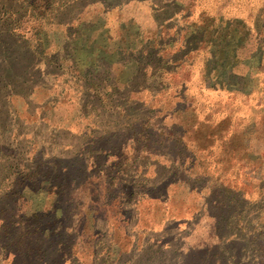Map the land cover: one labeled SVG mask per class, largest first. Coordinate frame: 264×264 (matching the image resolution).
<instances>
[{"label": "rangeland", "instance_id": "1", "mask_svg": "<svg viewBox=\"0 0 264 264\" xmlns=\"http://www.w3.org/2000/svg\"><path fill=\"white\" fill-rule=\"evenodd\" d=\"M44 1L51 12L60 5L68 7L47 28L46 56L62 55L70 32L83 21L96 23L86 32L93 45L114 47L124 35L132 50L123 52L108 75L118 82L120 91L126 87L129 99L143 109V129L150 124L158 134L156 143L148 142L155 154H144V135L130 136L133 130L129 132L128 126L137 120L136 114L110 108V90L98 88L97 102L99 96L84 95L85 82L76 80L74 74L41 62L40 72L47 73L42 81L48 88L34 87L28 94L29 85L22 84V77L28 78L29 68L15 67L21 77L13 88L24 89L28 100L6 95L9 91L0 84V264L13 263L15 243L22 239L30 243L27 225L56 227L64 241L60 264H140L141 258L150 256V242L166 249L162 259L154 253V263L171 264V258L190 250L187 242L207 240L203 247L214 243V220L208 214V210L215 211L211 207L214 198L228 217L227 234L244 235L245 218L253 235L264 232V0ZM1 6L16 9L18 4L0 0ZM40 14L41 10H35L16 24L15 36L22 46L42 49L36 32ZM201 18L213 27L220 20L231 21L222 35H226L227 47L234 49L223 54L221 66L235 64L220 76H211L231 90L205 84L209 51L219 43L215 38L204 45L203 33L191 32ZM161 23L163 27L157 29L155 24ZM239 35H243L242 42L236 45ZM145 38L151 39L146 50L141 47ZM15 56L22 63L18 51ZM176 57L179 61L161 67L157 79L150 77L152 64ZM134 61L144 65L145 76L137 71L129 78L132 69L127 67L134 66ZM6 70L0 63V77ZM228 72L241 79L236 81ZM84 96L88 98L80 102ZM116 98L114 105V100L122 103ZM81 103H87L84 110ZM96 104L103 108L100 115L91 108ZM90 144L95 165L83 170L79 155ZM35 157L46 160L42 181L58 175L52 165H59L63 191L57 197L44 190L22 196V190L12 189L18 177L15 171L28 174ZM16 162L15 170L11 166ZM167 182L165 203L153 201L166 195L159 188ZM167 215L176 217L177 225L174 221L167 232L153 233L151 229ZM190 217L204 224L186 242L192 228L186 225ZM240 244H229L236 255ZM170 246L173 251L168 253ZM17 264H28V258L20 256Z\"/></svg>", "mask_w": 264, "mask_h": 264}, {"label": "trees", "instance_id": "2", "mask_svg": "<svg viewBox=\"0 0 264 264\" xmlns=\"http://www.w3.org/2000/svg\"><path fill=\"white\" fill-rule=\"evenodd\" d=\"M19 1L20 0H16L18 4L16 9H14L13 7H8V9H6V6L0 7V63H4L7 67L6 73L2 74L0 77V84H4V86L2 87L3 90L7 89L9 91L4 93H6V95H15L18 97H22L24 100H28L27 94L23 93L24 89H22L21 91L18 90L17 92V90L13 88V85L16 82V78L21 77L18 75V71L15 69V67H17L18 69H22L25 68V66H28L29 68L28 78L26 77V79L25 77H22V84H26L27 86L29 85L27 88L28 94L33 91L34 87L38 89L48 88V86L42 81L43 75H46L47 73L43 74L42 71L40 72L39 65L41 62L44 65H47V67H57L58 70L61 69L70 74H74L76 80L85 82L82 85V92H84V95L88 93L87 95H90L94 98L96 97V99L99 96L97 102H100V89L98 88L101 87L102 89L110 90V108L113 109V107L115 106L117 107V109L122 108L125 113L133 111L134 114H136L137 120H135L133 123H130V125L128 126L129 132L133 130L130 136L132 137L134 136V134L144 135L145 140H147V143L144 144V154L148 156L155 154V152L151 148H149L150 144L148 142L150 141V143H156V140H154V138H157L158 134H155L153 132V129H150V124L147 125L145 129H143V109L139 107L138 103L129 99V94L126 90V87L124 90L120 91L118 86L116 85V83L118 82L115 81L114 83L113 81H111V78L108 75L109 73H111V67L122 60L123 54L132 50L129 49V46L125 43L126 38L124 37V35L121 36L120 40H118V42L116 43L117 45L114 47L103 46L99 42L93 45V41H90V36L86 35V32L91 29L96 23L94 22L93 24L92 22L89 23L87 21H83L79 24L78 28L74 29L73 32H70L66 44L63 45L61 49L63 54H53L49 57L43 53L45 52L44 50H46L48 46H50L47 28L48 26L53 25V21L55 22V19L58 20L59 16L67 11L68 7L65 5H62V7L60 5V7L58 6L56 10L51 12V9L49 10L48 4L45 3L44 0H23L21 2ZM2 10H5V13H2ZM35 10H41L40 15H42L38 20L41 21L38 22L40 24V28L38 30L36 29L37 34H39L40 36V44L42 45V49H31L27 44H24V46H22L18 37L15 36V33L17 32L16 24L19 22V20H21L23 17L30 18L28 16H33ZM8 13L10 15H7ZM100 19L102 20V18ZM61 22L62 21L59 20V23ZM228 22L231 21L226 20L225 22L224 20H220V23L217 25V27H213L207 19L201 18V23H199L198 25L195 22L192 23V25L197 26L192 27L193 30L191 32H202V37L204 38V45L214 41L215 38H217L219 43V45H216L213 50L209 51V55L206 60V71L204 78L207 81H205L207 87L231 90L229 86H225L223 84H220L219 82L213 81L211 78V76L223 74L224 71L231 69L235 64V62H232L228 66L223 67V69L221 66L223 54H225L226 51L227 53H232V50L234 49V47H227L225 41L226 35H222L225 31V25H230V23ZM218 26H220L219 29ZM155 27L157 29H160V27H163V23L159 25L155 24ZM7 36L8 38L6 39ZM242 37L243 35L237 36L236 45L242 42ZM261 37L262 36L260 35L259 38L261 39ZM149 41H151V39L145 38V40L141 43V47L144 50L150 47L151 42ZM259 45H261L260 40L258 43L256 41L255 44L257 50L259 48ZM15 51H18L20 59H22V63L20 62V60H17V57L15 56ZM174 59L175 60L172 59L170 61L164 62L161 65L152 64V73L150 77H152L153 79H157L158 73H160L162 70L161 67L167 66L168 63L179 61L177 57ZM34 62L35 64L33 65ZM150 62V60H147V63ZM226 62L227 60L225 61V63ZM30 64H32L31 67ZM133 64L134 66L132 65L131 67H127V69H132L129 78L132 76V74H134V72L137 71L145 76V72H143L144 65L140 66V63H138L137 65L136 61H134ZM99 73L101 75H104L102 79L98 76ZM213 73L215 75H212ZM227 75L230 77H235L236 81H239L238 79H241L240 75H237L233 72H228ZM34 76H36L37 78L34 79ZM129 80L130 79L124 82H119H123V84H125ZM218 83L221 86L218 85ZM14 90L16 93H14ZM90 92L91 94H89ZM114 96L115 98L116 96H118L119 99H122V103L117 100H114V105ZM85 98L88 97H82L80 99V102L84 101ZM30 104L31 102H28V105ZM86 104L81 103L80 107L84 110ZM91 108L98 115H100V111L103 110L100 104H96L94 106L92 105ZM91 147L92 145L90 144L86 149V152L83 154L80 153L79 155L84 159L81 160V158H79V161L81 163L80 165L81 168L83 167V170H85L86 166L88 169L89 164L92 168H94V159L96 157L93 155L94 152L91 150ZM107 155L108 154H106V156ZM32 163L34 164V166L28 168V170L30 171L28 174H24L23 171L19 170L15 171L17 172L18 177L15 178L14 185H12V189H20V191L22 190L21 195L27 191H29L30 194L31 192L44 190L46 192L53 193L54 196L57 197L63 191V184L60 180L62 176H60L59 173V165H57L56 163L55 165L57 167H54L52 165V168L54 170L57 169L56 173H58V175H55V177H48L47 179L42 181L43 166L44 163H46V160L43 159V157H35ZM112 166H115V164H112ZM17 167V162L11 166V168H14L15 170ZM169 183L170 182L164 184L163 187L159 188V190H162L164 194H167V185ZM50 186H54V190ZM9 193L11 194L13 193V191ZM213 202L214 205L211 207L214 208L215 211L212 213L208 210V214L214 220L215 234L220 238V241L210 247L190 249L184 256L177 255L174 258H171V264H264V244H262V241L264 240V232H261L257 235H253L254 231L251 228L249 229L250 221L245 218V226L242 228L245 230V233H243L244 235L236 237L227 234L226 230L228 226V217L224 215L223 207H220L219 205V199L214 198ZM50 210L53 209L50 208ZM59 211L64 210L61 208ZM35 215L36 214H33L32 216ZM28 219L29 218H27L26 221H28ZM262 227L263 225L261 226V228ZM55 231H57V229L53 226H34V228L32 229L31 226L27 225L25 227V233L27 235H30V243H24L23 239L19 237L20 239H22V241L15 243V249H12L11 251L15 258L12 264H17V261L20 260V256H25L26 258H28V264H60L59 260L65 254L63 253L64 241L59 235L60 232L58 231L56 233ZM165 232H167V230ZM233 241L241 243L239 246L238 255H236L234 249L229 246V244L233 243ZM6 244L11 246L10 242H6ZM149 244V248L151 249V251L149 252L150 256L145 259L141 258L140 264H155L153 261V259L155 258L154 253L157 255V259H162L161 257H163V255H166V249L162 248L159 243L150 242ZM172 251L173 248L170 246L168 249V253ZM26 254H28V256H26ZM105 264L110 263L106 261Z\"/></svg>", "mask_w": 264, "mask_h": 264}, {"label": "crops", "instance_id": "3", "mask_svg": "<svg viewBox=\"0 0 264 264\" xmlns=\"http://www.w3.org/2000/svg\"><path fill=\"white\" fill-rule=\"evenodd\" d=\"M167 197H168V191H167V194L164 197L153 198L152 200L153 201H157L159 203H165V200L164 199H166ZM147 199H148V197H147ZM193 215L194 216L196 215V211L193 212ZM193 215H192V217H194ZM199 215H197V217ZM174 218H176V217H174V216H168V215L167 216H164V218L162 219V222H160L158 225H156V228H152L151 231L153 233H159V231H161V233H165V231L167 230V228L170 225H172L174 223V221L176 222L175 224L177 225V223H178L179 220H174ZM202 223L203 222L201 220H199V219L196 220V221L192 220L191 217L188 218V219H186V225H189L190 227H192L189 236L185 239L186 242L189 240L190 236L197 235L198 234V229L201 227ZM141 230H143V229H141ZM213 238H214V243L212 242L211 245H214V244H216V243H218L220 241V238L216 234H213ZM143 243L145 244V241ZM205 245H208V241L207 240L203 241L202 239H200L198 241H195V242H187L186 243V246L188 248H190V249H194L196 247L201 248V247H203Z\"/></svg>", "mask_w": 264, "mask_h": 264}]
</instances>
